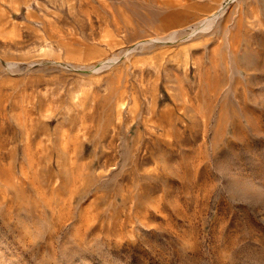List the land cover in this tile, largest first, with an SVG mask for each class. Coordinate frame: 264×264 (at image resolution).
<instances>
[{
  "label": "rangeland",
  "instance_id": "rangeland-1",
  "mask_svg": "<svg viewBox=\"0 0 264 264\" xmlns=\"http://www.w3.org/2000/svg\"><path fill=\"white\" fill-rule=\"evenodd\" d=\"M0 264H264V0H0Z\"/></svg>",
  "mask_w": 264,
  "mask_h": 264
}]
</instances>
